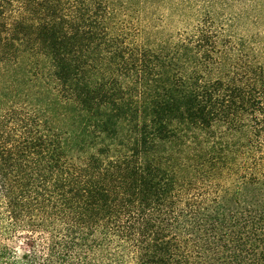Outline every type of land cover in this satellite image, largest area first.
Masks as SVG:
<instances>
[{"label": "trees", "instance_id": "16d2710c", "mask_svg": "<svg viewBox=\"0 0 264 264\" xmlns=\"http://www.w3.org/2000/svg\"><path fill=\"white\" fill-rule=\"evenodd\" d=\"M231 1L0 0V264H264V0Z\"/></svg>", "mask_w": 264, "mask_h": 264}, {"label": "rangeland", "instance_id": "374dc122", "mask_svg": "<svg viewBox=\"0 0 264 264\" xmlns=\"http://www.w3.org/2000/svg\"><path fill=\"white\" fill-rule=\"evenodd\" d=\"M233 1V0H232ZM231 1V2H232ZM239 1V0H236ZM248 2L245 3V1L240 0L237 4L233 3V5H231L232 8L229 9V11L227 12H234V13H238V12H249V14H251L252 9H251V4L249 3L250 0H247ZM199 6V5H198ZM196 8L194 9V12ZM248 31L247 29V25L243 28V32ZM9 244V247L16 249V251L20 254H22L25 250H28V243H26V237L22 236L21 238H18L14 241L11 242H7Z\"/></svg>", "mask_w": 264, "mask_h": 264}]
</instances>
